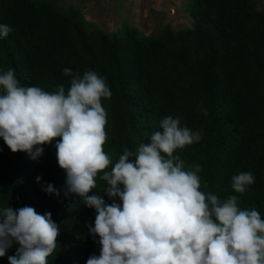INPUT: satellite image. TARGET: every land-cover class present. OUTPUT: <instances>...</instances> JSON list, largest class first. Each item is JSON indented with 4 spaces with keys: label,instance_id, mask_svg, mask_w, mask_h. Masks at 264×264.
I'll return each mask as SVG.
<instances>
[{
    "label": "clouds",
    "instance_id": "9594fccd",
    "mask_svg": "<svg viewBox=\"0 0 264 264\" xmlns=\"http://www.w3.org/2000/svg\"><path fill=\"white\" fill-rule=\"evenodd\" d=\"M12 31L0 24V37ZM63 73L72 77L67 91L59 86L48 92L22 86L14 69L0 72V138L13 153L25 152L33 161L43 155L42 145L57 141L65 195L80 197L97 213L89 232L99 237L100 254L86 264H264L260 213L241 210L238 195L222 201L201 191V166L186 170L185 161L174 154L200 142V131L182 127L179 116L169 115L150 142L135 152L125 148L113 164L103 148L107 112L101 99L111 97L109 87L94 71L81 76L65 68ZM97 177L107 184L103 195L121 203L113 199L106 204L102 195H89ZM36 179L39 183L41 177ZM254 182L251 172H240L231 178V188L243 195ZM42 190L60 195L51 183ZM59 234L50 212L41 215L30 206L0 208V257L17 245L9 264H48Z\"/></svg>",
    "mask_w": 264,
    "mask_h": 264
},
{
    "label": "rangeland",
    "instance_id": "374dc122",
    "mask_svg": "<svg viewBox=\"0 0 264 264\" xmlns=\"http://www.w3.org/2000/svg\"><path fill=\"white\" fill-rule=\"evenodd\" d=\"M25 1L38 28L39 48L46 45L52 51L49 59L58 63L59 86L66 91L70 87L72 77L63 73L69 68L81 76L86 70L94 71L109 87L111 97L101 99L112 136L105 145L118 146L120 154L125 148L135 152L141 144L140 128L159 126L183 102L184 93L195 102L186 124L202 135L205 116L201 108L209 111L213 104H220L223 112H231L238 103L245 124L242 169L255 180L260 177L261 165L252 160L251 147L260 141L253 139H264V36H257L264 0H239L234 10H226L224 15L235 18L232 25L221 23L225 17L217 8L218 0ZM0 24L13 29L6 38L0 37V72L14 69L22 86L42 88L43 68L52 62L40 50L33 52L25 46L28 19L19 15L18 0H0ZM215 28L224 37L213 33ZM205 68L218 83L213 101L202 92ZM130 93L148 100L156 117L146 118L143 125L139 115L130 116L135 106L126 98ZM167 93L174 95V107L165 105ZM252 124L256 128L248 132ZM205 141L203 135L200 142L183 149L193 152ZM47 146L42 145L43 155ZM111 159L113 164L118 161ZM215 174L210 175L213 189L218 184Z\"/></svg>",
    "mask_w": 264,
    "mask_h": 264
},
{
    "label": "trees",
    "instance_id": "16d2710c",
    "mask_svg": "<svg viewBox=\"0 0 264 264\" xmlns=\"http://www.w3.org/2000/svg\"><path fill=\"white\" fill-rule=\"evenodd\" d=\"M238 2L240 1L218 0L217 8L223 16L226 10L228 12L234 10ZM18 13L21 17L28 19L25 46L33 52L40 50L44 53L45 59L48 62L51 61L52 58H49L52 51L48 50V47H45L46 45L39 48L41 46L38 45L37 41L38 28L33 23L30 4L25 0H18ZM224 17L225 19L220 20L221 23L232 25V22L235 21V18L228 14ZM212 32H220L219 37H224V33L219 28L213 29ZM257 36H264L263 14H261L258 21ZM13 45L16 47L15 44ZM57 64L54 62L49 63L42 71L41 86L48 92H54L57 86L62 83V80H58L60 70L56 66ZM201 81L203 82V94L213 101L218 92V83L209 68L203 70ZM240 97L242 98V96ZM126 98L129 99V103L135 105L133 109L130 108L129 115H139V121L143 125L146 118L151 117V115L156 117L148 100H141L131 93ZM173 98L174 95L171 93H167L163 97L167 107H174ZM182 99L183 102L175 107L171 116H179L181 126L190 128V124H186V122L191 120L190 115L195 102L191 100L192 98L188 93H184ZM240 109L239 104L236 103L231 112H223L220 104H213L212 108L207 111L208 114L204 115L203 135L206 141L203 147L193 152L188 149H180L174 154L185 161L186 170H191L190 166L193 164L201 166L202 171L198 173L201 180V191L217 194L222 201L230 195H238L240 196L238 207L241 210L255 209L264 219V139H253L260 141L253 142L251 147L252 160L259 162L261 165L260 177L253 183L252 190L248 188L245 194L240 195L231 188V178L240 172H245L242 169L244 160L240 158L241 140L244 137L241 129L245 126L243 119L239 117ZM234 115H238L237 120H234ZM108 127L109 121L107 120L106 142L112 140V136L108 133ZM255 128L256 125L252 124L248 128V132H252ZM140 130L141 143H148L150 142V136L161 129L159 126L144 125ZM56 142L54 140L47 146L46 154L42 155L37 161H33L25 152L13 153L3 139L0 138V208L9 206L15 210L30 206L41 215L50 212L53 221L60 226V234L57 239V249L48 257V264H86L90 256H99L100 254L99 237L93 236L89 232V226L94 227L97 213L94 208L86 207L80 197L74 194L65 195L66 173L59 167L57 162ZM103 148L110 157L117 160L121 155L118 146L104 145ZM214 172H216L214 177L218 178L215 189L212 188L210 181V175ZM37 177H41L39 183ZM48 183H51L59 191V196L46 194L42 190ZM205 184H207V187H205ZM106 187V182L97 177V187L89 195H102L106 204L112 203L113 199L116 203H121L118 197L110 199L103 195ZM16 252L17 245L13 244L6 251L5 256L0 257V264H9L8 258L15 256Z\"/></svg>",
    "mask_w": 264,
    "mask_h": 264
}]
</instances>
